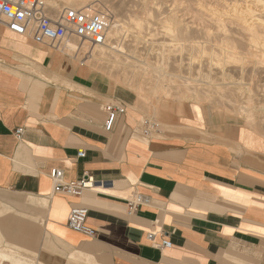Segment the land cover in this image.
<instances>
[{
	"label": "crops",
	"instance_id": "1",
	"mask_svg": "<svg viewBox=\"0 0 264 264\" xmlns=\"http://www.w3.org/2000/svg\"><path fill=\"white\" fill-rule=\"evenodd\" d=\"M50 50L0 25V264H264L263 136L207 119L145 135L133 92ZM56 170L96 184L67 196Z\"/></svg>",
	"mask_w": 264,
	"mask_h": 264
},
{
	"label": "bare ground",
	"instance_id": "2",
	"mask_svg": "<svg viewBox=\"0 0 264 264\" xmlns=\"http://www.w3.org/2000/svg\"><path fill=\"white\" fill-rule=\"evenodd\" d=\"M44 1L52 13H56L65 8L76 10L88 8L93 13L99 11L102 14L111 12L105 0L98 2L100 4L99 6H92L95 0ZM155 1L119 0V11L123 14L125 13L128 22L123 23L116 15L112 19L110 16L103 17L108 23L106 42L104 45L91 48L89 44L84 43L79 45L77 42H70L58 53L70 57L73 63L76 61V64L78 63V58H82V64H87L90 69L104 72L110 80L113 79L116 83L123 82L127 84V86L137 93L140 99L138 100V105L140 104L142 109L143 105L147 110L153 111L155 115L158 114V102L161 100H171L178 104L186 101H192L197 105L205 102L221 105L227 104L230 107V110L227 112L241 114L245 117L248 126H254L258 116L264 119L262 106L257 107L254 100L255 90L258 87L257 84H259L254 83L255 80L251 84L247 83L249 84L247 88L245 87L247 85L243 82L244 77L242 83L245 86L238 84L239 82L236 81L237 84H223V82L221 83L222 85L220 83L219 85H214L217 83L212 84V81L208 79V83L204 81L203 83L205 84L203 86L202 84L199 85L200 83L198 84V82V85H196L195 81H177L178 78L180 79V77L177 78L178 75L175 76L171 73H169L171 75H168L166 66L169 65L168 61L170 60V53L172 51L169 47L164 46L163 43H159L158 34H154L153 30L155 28L153 29L151 27L152 19L162 24V42H181L183 45V42L189 43L190 45L185 44L191 52L189 58L192 61L195 60L197 55H204L208 51L206 49L207 47L199 48L196 46V43L194 44V42H197L198 37H201V40L204 42H217L219 44L217 49L220 52L218 51V55L211 52L210 56L217 58V66L224 71V75L222 76L224 79L226 78V81L233 79L231 77L232 75L230 76L231 71L227 70L230 67H240L238 70L244 73L246 67L250 66V76L255 79L258 75L264 74V0H230V2L229 0H214L224 2L223 5L226 7L219 8V11L216 13L217 16L214 15L216 17L212 18V16H209L212 18V25H208V21H206V17L210 11L208 10L209 8L207 10L204 9L205 7H203V10L200 9L201 12L195 13L191 22H187L183 18L186 16L183 12V16H180L181 11L177 8L160 9L162 10V19H158V14L155 12L156 8L154 9V6L159 4H156ZM205 3L206 6L209 5L207 2ZM211 6L215 5L210 4L209 7ZM192 10L194 11L195 9ZM155 14L157 17H155ZM211 21L210 23H212ZM157 26L159 27L158 24ZM146 38H149L150 42H147L148 40L145 41ZM240 45L245 47L241 52L237 51ZM254 47L259 50L257 53H255L256 51H251ZM156 48H159L158 51L162 49V53L158 54V51H155ZM176 48L178 49L175 53L179 51V47ZM186 48L181 45V50ZM50 51L52 52V50ZM155 52L156 54H154ZM153 55L159 59L155 65L150 63L151 56ZM216 62L214 61V63ZM204 79L206 78L204 77ZM246 79L248 78L246 77ZM225 92L226 94H224ZM238 92H246L247 94L245 102L241 104L237 98ZM216 96L220 97L221 100L219 102L216 101ZM254 131L257 132V130Z\"/></svg>",
	"mask_w": 264,
	"mask_h": 264
},
{
	"label": "rangeland",
	"instance_id": "3",
	"mask_svg": "<svg viewBox=\"0 0 264 264\" xmlns=\"http://www.w3.org/2000/svg\"><path fill=\"white\" fill-rule=\"evenodd\" d=\"M100 1H102V0H95V3L92 4V6H99L100 4L98 2H100ZM105 1L107 2L109 8L111 9V12L106 13V14L101 13L102 17L110 16L112 19V17L116 15V16H118V19L120 21H122L123 23L128 22L126 19L125 13L123 14L119 11V4H120L119 0H105ZM172 1L173 0H156L155 1L156 4H159V5L154 6V9L156 8L155 12H157V14H158V19H162V10H160V9L167 10V9L177 8L178 10L181 11V13L179 15L183 16L182 14L184 13V15H186V16L183 18L186 19L187 22H191L194 18L193 16L195 15V13L201 12L200 9L203 10V7H205L204 9L207 10L209 8L208 10L210 11L208 13V16L206 17V21H208V25L209 24L212 25L213 24V22L211 21L212 18L217 16L216 13H217V11H219V8L222 9V8H224L223 6H225V5H223L224 2H222V1L217 2L214 0H212V1L211 0H198V1L197 0H182V1L181 0H179V1L174 0L173 2ZM205 2H207V4H209V5L210 4L215 5V6H211L214 9L209 7V5L206 6ZM229 2H230V0H229ZM169 7H171V8H169ZM188 8H189V10H188ZM154 9H153V12H154ZM192 9H195V10L193 11ZM227 10H229V9H227ZM188 14H190V15H188ZM214 15H216V16H214ZM209 16L210 17L212 16V18H210ZM155 17H157L156 14H155ZM152 20L153 21H152L151 27L153 29L155 28L153 31H154V34H158L159 43H163L164 46L169 47L170 50L172 51L170 53V60L168 61L169 65L166 66V72L168 73V75H171V74L175 75V76L178 75L177 78L180 77V79L178 78L177 81H185V80H187L188 82L195 81L196 85H198L199 83H200L199 85H201V84L203 85V84H205V83H203L204 81H206L208 83V80H210V81H212V84L217 83L214 85H219V83H220V85H222L221 83H223V82H224L223 84H230V83L231 84H233V83L237 84L236 82H239L238 84H242V85L245 83L247 86H245V85H243V86H245L246 88L248 87L249 84H251L253 82V80H255L254 83H259V84H257L258 87H256L257 91L255 90L254 100H255V103L257 104V107L262 106L263 111H264V74H262V75L260 74L256 77L257 79L256 78L253 79L250 76V66L246 67V70H244L245 71L244 73L242 71L238 70V69H240V67H230V68H227V70L231 71L230 76L232 75L231 77L233 79H230V80L228 79L226 81L225 80L226 78L224 79V77L222 76V75H224L223 74L224 71L220 67L217 66V62H216L217 58H215V57L213 58L212 56H210L211 52H214L215 55L219 54L220 50L217 49L219 47V44L217 42H210V43L204 42L203 40H201L202 39L201 37H198L197 42H194V44L196 43V46L199 48H206L207 47L206 49H208V51L204 55H201V56L197 55L195 57V60L192 61L189 58L191 52L188 49V46L185 44L187 42H183L184 45L181 42H178L179 44L177 42H176L177 44L175 42H172V43L171 42H162V24H160L159 22H156V20H154V19H152ZM210 21L212 23H210ZM157 24L159 25V27L158 26L156 27ZM157 28H160V29H157ZM159 35H161V36H159ZM145 41L150 42L149 38H146ZM173 43H175V44H173ZM201 43H203L204 46H203V44L201 45ZM187 44L190 45L189 43H187ZM181 45L185 46L187 48L184 50H181ZM215 45H216V47H215ZM176 47H179V51L177 53H175L178 49ZM254 48H252L251 51H253V52L256 51L255 53H257L259 50H257L256 48L254 49ZM211 49H212V51H211ZM239 49H241V50H239ZM239 49L237 51L241 52V51H243V49H245V47L240 45ZM158 50H159V48H156L155 51H158ZM161 53H162V49L160 51H158V54H161ZM57 54H59V53L57 52ZM154 54H156V52ZM68 58L70 61H72L70 57H68ZM81 59L82 58H78L79 61L77 60V62H78L77 64L75 61L76 66L83 65L85 70L87 71L88 75H90L92 78L98 79L100 81H103V82L109 84L113 88H115L117 86L119 88H125V89L133 92L137 98V104H138V100H140V99L137 96V93L135 91H133L129 86H127V84H125L123 82L116 83L115 80H113V79L110 80V78L104 72H102L100 70L95 71V69L94 70L90 69V67L87 64H82L83 62L81 61ZM213 60L216 63H214ZM158 61H159V59H157V57L155 55L151 56V60H150L151 64L155 65L158 63ZM212 66H214V67H212ZM209 69H210V71H209ZM169 73H171V74H169ZM202 74L203 75L206 74V75L203 76ZM230 76H229V78H231ZM204 77L206 79H204ZM243 77H244V81H243L244 83H242ZM246 77L248 79H246ZM222 80H224V81H222ZM197 82H198V84H197ZM247 83H249V84H247ZM223 91H226V90H223ZM224 94H226V92ZM246 95H247L246 92L245 93L238 92L237 98H238L240 104L245 102ZM220 100H221L220 97L216 96V101L219 102ZM139 103H140V101H139ZM261 103H263V104H261ZM157 105H158V114L157 115H155L153 113V111L147 110L143 105H142L143 109L140 107L141 106L140 104L138 105L139 109L143 113V117L141 118V121H140L141 126H143V124L145 122H148L150 125H154L156 127V129H159L161 127H162V129H164V128H169V127H174V126H179V125H182L184 127L185 125H189L191 123L192 124H199V126H201L204 123L205 119L215 120L216 124H221V123L227 122L230 124H236V125L244 126V128L246 130L245 133L247 135H255V134L262 135L263 136L262 146H263V151H264V119H262L261 116L257 117L254 126H248V124L245 121L244 116H242L241 114L238 115V114H232L230 112H227L228 110H230V107L227 104L221 105V104H216V103L212 104V103L205 102L203 104L197 105L196 103H194L192 101H186V102H183L182 104H178V103H175V101H171V100H168V101H162L161 100L160 102H158ZM253 128H254V130H257V132H255L253 130Z\"/></svg>",
	"mask_w": 264,
	"mask_h": 264
},
{
	"label": "built area",
	"instance_id": "4",
	"mask_svg": "<svg viewBox=\"0 0 264 264\" xmlns=\"http://www.w3.org/2000/svg\"><path fill=\"white\" fill-rule=\"evenodd\" d=\"M0 25L7 28L12 34L30 38L34 44L45 46L54 52H61L70 42L89 44L91 48L104 45L108 30V23L103 19L101 13H93L85 9H61L56 13L49 11L44 0H0ZM108 120L105 129L110 132L116 120L117 113L122 112L121 108H108ZM145 135L156 130L154 125L148 122L143 124ZM20 140L23 130L15 132ZM84 152H79L78 158H84ZM51 178L55 183L56 192L67 196L81 197L83 193L91 189L96 182L93 178H86L78 182L64 184L62 172L54 171ZM104 185V184H103ZM148 200L137 195L129 202L130 212L136 210ZM88 210L74 207L68 217V227L78 233L90 238L96 236V231L87 226ZM171 247L169 241H163L160 248Z\"/></svg>",
	"mask_w": 264,
	"mask_h": 264
}]
</instances>
